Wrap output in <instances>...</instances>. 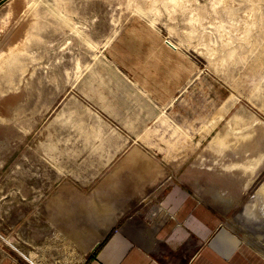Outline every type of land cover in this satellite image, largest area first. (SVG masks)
<instances>
[{
  "label": "rangeland",
  "instance_id": "rangeland-1",
  "mask_svg": "<svg viewBox=\"0 0 264 264\" xmlns=\"http://www.w3.org/2000/svg\"><path fill=\"white\" fill-rule=\"evenodd\" d=\"M132 144L264 250V0H0V262L80 264L40 205Z\"/></svg>",
  "mask_w": 264,
  "mask_h": 264
},
{
  "label": "crops",
  "instance_id": "crops-1",
  "mask_svg": "<svg viewBox=\"0 0 264 264\" xmlns=\"http://www.w3.org/2000/svg\"><path fill=\"white\" fill-rule=\"evenodd\" d=\"M166 172L145 146L132 144L88 191L64 181L40 212L85 256L80 264H186L193 238L203 247L188 264H264V252L224 221L223 209Z\"/></svg>",
  "mask_w": 264,
  "mask_h": 264
},
{
  "label": "bare ground",
  "instance_id": "bare-ground-1",
  "mask_svg": "<svg viewBox=\"0 0 264 264\" xmlns=\"http://www.w3.org/2000/svg\"><path fill=\"white\" fill-rule=\"evenodd\" d=\"M182 159V158H181ZM160 208V207H159ZM261 250V249H260ZM261 251H263L264 252V250L262 249Z\"/></svg>",
  "mask_w": 264,
  "mask_h": 264
}]
</instances>
